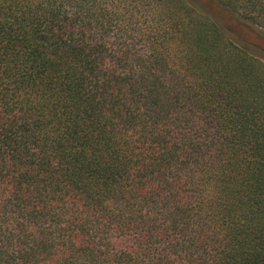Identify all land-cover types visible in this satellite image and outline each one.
I'll list each match as a JSON object with an SVG mask.
<instances>
[{
    "label": "trees",
    "instance_id": "16d2710c",
    "mask_svg": "<svg viewBox=\"0 0 264 264\" xmlns=\"http://www.w3.org/2000/svg\"><path fill=\"white\" fill-rule=\"evenodd\" d=\"M0 264H264V49L194 0H0Z\"/></svg>",
    "mask_w": 264,
    "mask_h": 264
},
{
    "label": "rangeland",
    "instance_id": "374dc122",
    "mask_svg": "<svg viewBox=\"0 0 264 264\" xmlns=\"http://www.w3.org/2000/svg\"><path fill=\"white\" fill-rule=\"evenodd\" d=\"M194 1L216 16L230 31L241 39L256 44L264 49V37H262L252 26L238 19L232 12L222 8L212 0Z\"/></svg>",
    "mask_w": 264,
    "mask_h": 264
}]
</instances>
